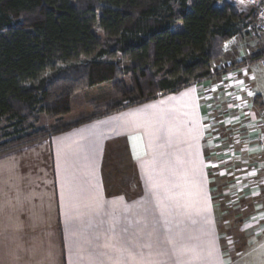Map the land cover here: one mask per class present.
Wrapping results in <instances>:
<instances>
[{"label":"crops","instance_id":"obj_1","mask_svg":"<svg viewBox=\"0 0 264 264\" xmlns=\"http://www.w3.org/2000/svg\"><path fill=\"white\" fill-rule=\"evenodd\" d=\"M216 80L0 155V264H264V231L233 258L219 233L205 157Z\"/></svg>","mask_w":264,"mask_h":264},{"label":"trees","instance_id":"obj_2","mask_svg":"<svg viewBox=\"0 0 264 264\" xmlns=\"http://www.w3.org/2000/svg\"><path fill=\"white\" fill-rule=\"evenodd\" d=\"M170 1L0 0V126L62 120L79 93L105 83L116 96L92 116L0 143V155L210 79L238 35L235 7L179 0L177 15Z\"/></svg>","mask_w":264,"mask_h":264},{"label":"rangeland","instance_id":"obj_3","mask_svg":"<svg viewBox=\"0 0 264 264\" xmlns=\"http://www.w3.org/2000/svg\"><path fill=\"white\" fill-rule=\"evenodd\" d=\"M170 2L178 15L179 0ZM224 2L235 7L240 19L238 35L223 46L225 57L213 63L217 80L206 83L204 90L211 111L207 121L210 126L213 123L212 131L205 137V157L219 233L225 253L233 258L264 231V147L260 144L264 134V124L260 121L264 108V67L258 60L264 54V36L253 29L260 20L256 9L245 0H222L218 6L222 7ZM173 28L183 30L181 23H176ZM98 34L105 41L103 35ZM107 46L113 50L109 43ZM104 59L109 60V56ZM115 60L121 61L123 66L128 64L119 54ZM88 61L81 59L82 64ZM232 69L242 70L232 73ZM257 96L262 105L254 103ZM115 98L112 83H105L79 93L72 111L62 120L43 114L37 121L22 125L3 121L0 143L90 116Z\"/></svg>","mask_w":264,"mask_h":264},{"label":"built area","instance_id":"obj_4","mask_svg":"<svg viewBox=\"0 0 264 264\" xmlns=\"http://www.w3.org/2000/svg\"><path fill=\"white\" fill-rule=\"evenodd\" d=\"M245 1L249 4L251 8L257 10L258 16L260 18L259 23L256 26H254L253 29L255 30V32L259 33L261 36H264V0H245ZM258 60L264 67V54L261 55L258 58ZM260 121L262 122V124H264V108L261 114ZM260 140H261L260 144L264 147V134Z\"/></svg>","mask_w":264,"mask_h":264},{"label":"snow or ice","instance_id":"obj_5","mask_svg":"<svg viewBox=\"0 0 264 264\" xmlns=\"http://www.w3.org/2000/svg\"><path fill=\"white\" fill-rule=\"evenodd\" d=\"M251 94V93H250Z\"/></svg>","mask_w":264,"mask_h":264}]
</instances>
